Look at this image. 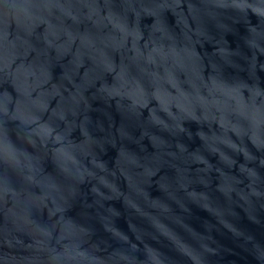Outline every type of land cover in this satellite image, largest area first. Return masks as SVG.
Masks as SVG:
<instances>
[{"label":"water","instance_id":"95a60500","mask_svg":"<svg viewBox=\"0 0 264 264\" xmlns=\"http://www.w3.org/2000/svg\"><path fill=\"white\" fill-rule=\"evenodd\" d=\"M0 264H264V0H0Z\"/></svg>","mask_w":264,"mask_h":264}]
</instances>
